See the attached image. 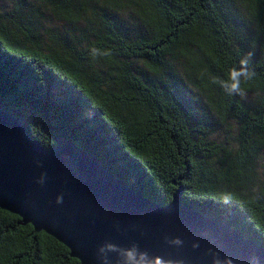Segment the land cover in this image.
Wrapping results in <instances>:
<instances>
[{"label": "trees", "instance_id": "1", "mask_svg": "<svg viewBox=\"0 0 264 264\" xmlns=\"http://www.w3.org/2000/svg\"><path fill=\"white\" fill-rule=\"evenodd\" d=\"M248 52L256 75L230 96L212 78ZM0 104L264 245V0H0ZM20 220L0 208V264H82Z\"/></svg>", "mask_w": 264, "mask_h": 264}, {"label": "water", "instance_id": "2", "mask_svg": "<svg viewBox=\"0 0 264 264\" xmlns=\"http://www.w3.org/2000/svg\"><path fill=\"white\" fill-rule=\"evenodd\" d=\"M42 172L47 174L43 186L35 182ZM57 194L63 195L62 204L55 202ZM0 208L53 236L82 264H100L97 246L105 240L125 247L136 241L150 255L183 258L186 264H211L209 248L235 264H252L253 256L264 264V245L184 204L179 188L166 204H158L70 138L56 137L52 146L34 140L26 121L1 104ZM164 235L184 243L168 245ZM193 241L198 248L191 247Z\"/></svg>", "mask_w": 264, "mask_h": 264}, {"label": "clouds", "instance_id": "3", "mask_svg": "<svg viewBox=\"0 0 264 264\" xmlns=\"http://www.w3.org/2000/svg\"><path fill=\"white\" fill-rule=\"evenodd\" d=\"M89 52L93 58L99 56L111 55L110 50H101L99 48H90ZM252 53L248 52L242 55L238 61V66H233L229 69L226 79L218 77L212 78L213 84H219V86L230 96L236 95L242 99L247 97V90L242 87L243 83L251 81L256 73L249 65L251 63ZM91 116V113L88 114ZM39 165L40 162L36 161ZM47 179L46 173H41L35 180V182L41 186L44 185ZM222 202L224 204H230L232 202L231 194H223ZM57 204L63 203V195L57 194L55 197ZM163 240L166 244L180 247L184 241L179 236L164 235ZM192 248H198L199 242L193 241ZM208 253L211 255V264H235L234 260L224 256L220 257V254L214 249L209 248ZM114 253L115 259L109 254ZM97 259L100 264H186L183 258H165L160 255H150L147 250L141 249L136 241H132L127 247L118 245L116 243L105 240L97 246ZM252 264H257V257H251Z\"/></svg>", "mask_w": 264, "mask_h": 264}, {"label": "rangeland", "instance_id": "4", "mask_svg": "<svg viewBox=\"0 0 264 264\" xmlns=\"http://www.w3.org/2000/svg\"><path fill=\"white\" fill-rule=\"evenodd\" d=\"M53 19H54L55 22H57L56 25H58V26H59L58 22H62V21H57L55 17Z\"/></svg>", "mask_w": 264, "mask_h": 264}]
</instances>
